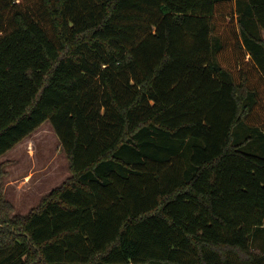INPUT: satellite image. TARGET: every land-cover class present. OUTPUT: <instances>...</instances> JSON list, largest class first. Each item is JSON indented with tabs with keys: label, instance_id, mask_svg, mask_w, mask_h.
<instances>
[{
	"label": "trees",
	"instance_id": "trees-1",
	"mask_svg": "<svg viewBox=\"0 0 264 264\" xmlns=\"http://www.w3.org/2000/svg\"><path fill=\"white\" fill-rule=\"evenodd\" d=\"M263 31L264 0H0V157L49 120L71 171L27 214L0 182V264H264Z\"/></svg>",
	"mask_w": 264,
	"mask_h": 264
},
{
	"label": "rangeland",
	"instance_id": "rangeland-1",
	"mask_svg": "<svg viewBox=\"0 0 264 264\" xmlns=\"http://www.w3.org/2000/svg\"><path fill=\"white\" fill-rule=\"evenodd\" d=\"M0 166V182L5 198L14 205L13 214H27L71 175L67 155L49 120L1 156ZM263 244L262 239L253 241L254 246Z\"/></svg>",
	"mask_w": 264,
	"mask_h": 264
},
{
	"label": "crops",
	"instance_id": "crops-1",
	"mask_svg": "<svg viewBox=\"0 0 264 264\" xmlns=\"http://www.w3.org/2000/svg\"><path fill=\"white\" fill-rule=\"evenodd\" d=\"M263 35H264V31H263Z\"/></svg>",
	"mask_w": 264,
	"mask_h": 264
}]
</instances>
